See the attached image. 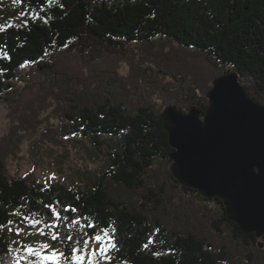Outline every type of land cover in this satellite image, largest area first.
Listing matches in <instances>:
<instances>
[{
	"label": "trees",
	"instance_id": "obj_1",
	"mask_svg": "<svg viewBox=\"0 0 264 264\" xmlns=\"http://www.w3.org/2000/svg\"><path fill=\"white\" fill-rule=\"evenodd\" d=\"M20 3L38 18L0 24V102L12 122L0 137V223H19L30 207L45 212L51 202L58 210L78 208L62 215L82 224L111 225L109 235L115 227V263L264 264V235L245 232L223 199L174 175L162 116L170 104L197 106L204 115L214 79L231 71L264 105V0ZM25 67L36 95L21 101L15 84ZM47 111L59 121L42 120ZM39 130L102 161L84 188L45 184L33 170L9 173L8 157ZM59 231L67 229L61 224ZM0 236L2 264H11L10 243Z\"/></svg>",
	"mask_w": 264,
	"mask_h": 264
},
{
	"label": "water",
	"instance_id": "obj_2",
	"mask_svg": "<svg viewBox=\"0 0 264 264\" xmlns=\"http://www.w3.org/2000/svg\"><path fill=\"white\" fill-rule=\"evenodd\" d=\"M202 115L174 104L162 116L174 148L171 170L205 197L223 199L229 218L245 232L264 235V105L242 86L239 74L218 76ZM263 246V243H260Z\"/></svg>",
	"mask_w": 264,
	"mask_h": 264
},
{
	"label": "rangeland",
	"instance_id": "obj_3",
	"mask_svg": "<svg viewBox=\"0 0 264 264\" xmlns=\"http://www.w3.org/2000/svg\"><path fill=\"white\" fill-rule=\"evenodd\" d=\"M106 1L109 3H118L123 0ZM29 17L38 18V14L31 8L22 5L20 2L16 3L15 0H0V24L11 22L25 23ZM70 62L74 65L77 64L74 58L71 59ZM28 71V67L22 69L20 77L15 84V95H18L21 101L34 100L36 95V90L31 87L34 86V78H32ZM120 71L123 74H127L129 66L126 63L122 64ZM45 116H48L52 123H57L59 121L51 111H47L43 117L41 116L42 120L45 119ZM11 123L9 106L4 102H0V137L10 130ZM101 166V160H92L73 140H67L64 144H55L53 141L42 136L40 130L29 133L17 154L11 155L7 159L8 171L12 176L22 175L28 170H33L34 173L40 177L41 182L45 184L58 181L74 188H84L86 174L89 172L97 173ZM53 175L54 179H48ZM16 223L18 226L24 227L23 224ZM25 230L34 231L33 229ZM45 231L48 230L45 229ZM2 233L6 234L9 243H11L13 239H21L20 237H15L14 232L9 233L7 227ZM40 240L52 243L49 239L42 238L39 235L25 238V242H36ZM54 246L64 251L60 243H56ZM107 255L112 257L111 249H109ZM108 264L122 263H115L112 260L109 261Z\"/></svg>",
	"mask_w": 264,
	"mask_h": 264
},
{
	"label": "snow or ice",
	"instance_id": "obj_4",
	"mask_svg": "<svg viewBox=\"0 0 264 264\" xmlns=\"http://www.w3.org/2000/svg\"><path fill=\"white\" fill-rule=\"evenodd\" d=\"M15 2L19 3L20 0H15ZM48 179H54V175ZM42 207L48 211L40 212L39 209L33 211L31 207L29 208L28 212L19 220V223L24 227L18 226L13 219L0 223V234L7 227L9 233L14 232L15 237L21 238L13 239L7 248L12 257L11 264H108L109 261H112L113 258L107 253L109 249L118 248L114 242L116 240L115 227L111 228L112 235H109L108 228L111 225L101 227L100 223L86 222L82 224L79 218L70 219L69 215H62V213H77L78 208L76 207L58 210L51 202L45 203ZM15 215L19 216V213ZM61 224L67 229L63 234L59 231ZM77 225L81 231L73 233V229ZM37 235L49 239L52 243L44 242V240L25 242V238ZM56 243H60L64 251L55 247ZM151 243L153 241L149 240L144 247L148 248ZM2 253L3 249H0V254ZM155 254L159 255L160 253ZM2 261L3 256L0 255V264Z\"/></svg>",
	"mask_w": 264,
	"mask_h": 264
}]
</instances>
